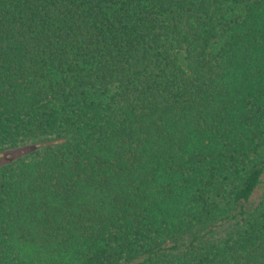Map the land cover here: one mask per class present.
Instances as JSON below:
<instances>
[{"label": "trees", "instance_id": "trees-1", "mask_svg": "<svg viewBox=\"0 0 264 264\" xmlns=\"http://www.w3.org/2000/svg\"><path fill=\"white\" fill-rule=\"evenodd\" d=\"M0 264H264V0H0Z\"/></svg>", "mask_w": 264, "mask_h": 264}]
</instances>
